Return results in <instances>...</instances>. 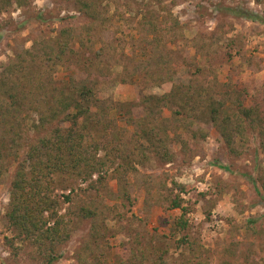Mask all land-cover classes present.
Masks as SVG:
<instances>
[{"label":"rangeland","instance_id":"obj_1","mask_svg":"<svg viewBox=\"0 0 264 264\" xmlns=\"http://www.w3.org/2000/svg\"><path fill=\"white\" fill-rule=\"evenodd\" d=\"M100 10L108 17V22L101 26L105 30L100 27L91 34L93 54L74 44L79 50L80 63L74 61L75 65L58 68L52 77L51 90L63 87L71 77L76 81L88 79L97 99L117 108L109 113L117 127L125 128L121 119L124 111L119 109L122 104H136L142 95L161 96L171 89L170 85L149 87L142 77L133 75L137 67L133 62L135 55L143 50L149 55V46L139 37L143 19L166 31L178 23L177 39L166 48L173 59L175 84L187 85L199 68L206 83L221 93L227 91L226 86L235 84L249 87L251 95L259 94L264 99V0H102ZM233 10L251 13L260 21L236 16ZM89 24L90 20L79 13L73 2L13 0L10 7L0 12V71L18 52L30 49L35 42L53 40L65 28L76 29L80 35ZM176 37L166 33L165 38L174 41ZM146 40L151 41L152 37ZM199 50L216 51L217 54L207 59ZM95 51L102 52L103 57L97 66L99 71L92 70L89 75L87 65ZM252 104L253 100L247 99L246 105ZM140 111L142 109L136 107L135 115L141 116ZM174 111L176 107L172 106V111L166 110L160 119L170 118ZM194 113L196 138L193 140L184 130H178L186 140L185 148L170 134L172 162L151 155L149 161L137 165V178L129 177L132 203H126L124 209L118 208L116 217H108L99 248H93V255L84 261L83 252L91 238V221L73 219L70 239L57 249L58 259L53 264H115L127 259L138 247L153 249L168 245L171 257L176 259L175 241L184 234L199 243L208 264H264V150L261 140L257 133L248 131L243 146L239 141L234 144L235 150L244 153L234 156L208 118L200 112ZM224 113L234 114L235 110L228 105ZM33 120H36L34 115L26 124L32 138L34 131L30 125ZM201 131L208 134L204 139L199 135ZM16 166L13 160H8V171L0 180V264H45L36 249L29 242L18 239L5 221ZM142 177H152L156 185L173 188L175 195L181 193L172 183L184 188L186 193L181 196L185 200L183 206L188 208L186 219L189 223L186 232L176 238L170 237L172 224L181 213L169 210L167 204L152 205L158 200L161 202L159 193L165 196V190H157V186L153 187L149 200L151 206L146 205V180ZM108 185L111 197L107 193L106 197L100 196L112 208L120 205V201L116 197V183L110 181ZM72 187L83 203L98 196L87 191V185L80 181ZM56 193L69 194V188ZM161 236L166 238L158 239ZM96 257L100 261L94 263Z\"/></svg>","mask_w":264,"mask_h":264},{"label":"trees","instance_id":"obj_2","mask_svg":"<svg viewBox=\"0 0 264 264\" xmlns=\"http://www.w3.org/2000/svg\"><path fill=\"white\" fill-rule=\"evenodd\" d=\"M12 1L0 0V12L10 7ZM62 1L73 2L79 13L90 20V24L82 29L83 33L78 35L73 28L62 29L53 40L35 42L30 49L18 52L0 71V180L8 171V160L17 164L5 221L18 239L29 242L36 249L45 264H53L58 259L57 249L69 241L73 219L91 221V238L83 252L84 261L93 255V248H99L108 217H116L118 208L124 209L126 203H132L129 177L137 178V165L149 161L151 155L172 162L171 133L174 141L183 148L186 140L178 130H184L193 140L196 138L194 112L208 118L230 154L241 156L244 153L235 150L234 144L239 141L243 146L248 131L258 134L264 150V99L259 94L251 95L249 87L235 84L226 86L227 91L221 93L206 83L199 68L187 85L174 83L173 59L166 48L177 39L178 23L166 31L148 19L140 22V40L150 49L149 55L147 50L135 55L133 62L137 67L133 75L142 77L149 87L170 85L171 89L161 96L142 95L138 103L129 102L118 107L124 111L121 119L125 128L117 127L110 119L109 113L117 108L99 101L88 79L76 81L71 77L63 87L51 90L52 77L58 68L80 63L79 50L73 45L78 44L80 50L85 48L93 54L91 34L108 22V17L100 10L102 0ZM232 13L250 21H260L251 13L237 10ZM101 29L105 30V27ZM166 33L174 34L175 40H166ZM147 37L152 40L147 41ZM199 52L207 59L217 54L216 51ZM102 57V52H94L87 65L89 75L98 69ZM247 99H252L253 104L247 106ZM228 105L235 110L234 114L224 113ZM172 106L176 111L171 112L170 118L160 119L163 112L172 111ZM136 107L142 109L141 116L135 115ZM32 115L36 116L30 125L34 138L29 136L26 125ZM199 135L204 139L208 134L201 131ZM142 178L146 180V205L151 206L149 200L153 187L157 186V190H165V196L159 193L161 202L158 200L152 205L167 204L169 210L181 213L172 224L170 237L176 238L186 232L189 223L186 219L188 208L183 206L185 200L181 196L186 193L184 188L172 183L181 193L175 195L173 188L156 185L152 177ZM79 181L87 185V191L95 192L97 198L86 203L79 200L72 189L73 183ZM110 181L116 183V197L120 201V205L112 208L100 196L106 197L107 193L111 197ZM67 188L69 194L56 193ZM162 237L166 238L158 239ZM136 249L127 259H120L115 264H208L203 248L185 234L175 241L176 259L171 257L169 245ZM93 261L96 263L100 259L96 257Z\"/></svg>","mask_w":264,"mask_h":264},{"label":"crops","instance_id":"obj_3","mask_svg":"<svg viewBox=\"0 0 264 264\" xmlns=\"http://www.w3.org/2000/svg\"><path fill=\"white\" fill-rule=\"evenodd\" d=\"M169 91H170V89H169ZM169 91H168V92H169Z\"/></svg>","mask_w":264,"mask_h":264}]
</instances>
